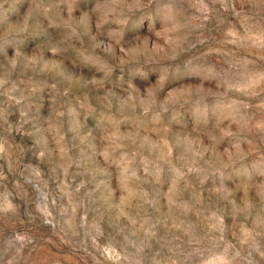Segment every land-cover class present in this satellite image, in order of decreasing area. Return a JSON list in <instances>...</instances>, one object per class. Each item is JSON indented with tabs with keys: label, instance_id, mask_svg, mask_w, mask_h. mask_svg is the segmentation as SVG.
Listing matches in <instances>:
<instances>
[{
	"label": "rangeland",
	"instance_id": "374dc122",
	"mask_svg": "<svg viewBox=\"0 0 264 264\" xmlns=\"http://www.w3.org/2000/svg\"><path fill=\"white\" fill-rule=\"evenodd\" d=\"M0 264H264V0H0Z\"/></svg>",
	"mask_w": 264,
	"mask_h": 264
}]
</instances>
